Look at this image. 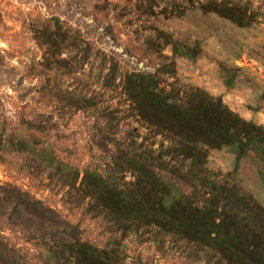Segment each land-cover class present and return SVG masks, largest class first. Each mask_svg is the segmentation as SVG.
<instances>
[{"label": "rangeland", "instance_id": "374dc122", "mask_svg": "<svg viewBox=\"0 0 264 264\" xmlns=\"http://www.w3.org/2000/svg\"><path fill=\"white\" fill-rule=\"evenodd\" d=\"M206 1L0 0V50L9 53L7 64L0 65L4 117L50 114L51 131L38 148L54 149L80 177L89 167L107 173L114 183L129 184L132 177L112 157L116 147L130 146L158 155L166 176L185 192L198 191L185 176L187 164L172 152L173 141L155 134L138 116L123 78L151 73L165 90H203L264 127V0H211L244 9L251 24L243 28L207 13ZM55 15L67 26V39L58 70L41 71L46 49L30 30ZM84 39L92 51L81 66ZM43 86L57 90L46 96L38 92ZM85 99L92 101L91 108L72 104ZM204 174L264 208V186L253 157L236 169L228 150L211 151ZM64 179L32 156L0 152V181L13 182L58 210L78 226L82 238L115 250L122 264H225L215 253L152 227L123 232L82 196L78 183L71 187Z\"/></svg>", "mask_w": 264, "mask_h": 264}, {"label": "trees", "instance_id": "16d2710c", "mask_svg": "<svg viewBox=\"0 0 264 264\" xmlns=\"http://www.w3.org/2000/svg\"><path fill=\"white\" fill-rule=\"evenodd\" d=\"M206 2L202 7L207 13L237 27L250 26L251 17L244 9ZM30 33L46 49L38 64L41 71H57L68 33L64 21L52 16L38 22ZM82 42L81 66L92 51L88 40ZM179 51L192 58L190 52ZM7 55L0 50V65H5ZM43 87L38 92L46 96L57 90ZM123 88L140 119L155 134L173 141L172 152L187 164L185 176L198 191L185 192L166 176L158 155L130 146L116 147L112 157L115 166L132 177L129 184L114 183L107 173L89 167L82 169L80 177L78 169L60 161L54 149L38 148L54 122L45 112L6 118L0 105V152L32 156L58 172L67 185L78 183L82 196L110 215L123 232L152 227L215 253L225 264H264V208L204 174L209 153L226 149L234 155L236 169L243 159L253 157L264 186V127L245 120L203 90L160 88L151 73L126 74ZM72 104L79 109L93 106L89 99ZM121 262L115 250L95 247L82 238L78 226L58 210L17 184L0 181V264Z\"/></svg>", "mask_w": 264, "mask_h": 264}]
</instances>
